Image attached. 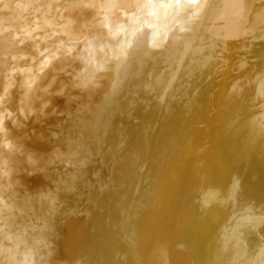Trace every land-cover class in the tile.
<instances>
[{"label": "bare ground", "instance_id": "1", "mask_svg": "<svg viewBox=\"0 0 264 264\" xmlns=\"http://www.w3.org/2000/svg\"><path fill=\"white\" fill-rule=\"evenodd\" d=\"M73 2L0 0V184L6 171L8 181H23L24 154L37 137L48 139L39 88L52 67H63L79 13L63 5ZM135 2L142 7L109 22L108 41L73 53L72 74L99 85L83 95L104 102L112 73L99 69L113 46L141 22L158 30L170 11L158 7L164 0ZM85 119L77 134L86 149L75 167L60 155L63 137L48 157L52 169L80 178L60 194L57 220L65 222L57 230L67 239L55 242L59 256L84 250L91 264H184L187 251L206 243L193 264H264V23L249 17L244 31L211 46H181L172 59L154 51L132 64L98 117ZM15 225L11 240L0 236V261L8 248L18 264H54L42 226Z\"/></svg>", "mask_w": 264, "mask_h": 264}, {"label": "clouds", "instance_id": "2", "mask_svg": "<svg viewBox=\"0 0 264 264\" xmlns=\"http://www.w3.org/2000/svg\"><path fill=\"white\" fill-rule=\"evenodd\" d=\"M66 9H77L79 13L73 22V34L66 42L59 57L63 67H52L51 72L43 77L47 83L39 88L43 93L40 97L39 113L43 118L48 139L37 137L36 148L24 154L22 165L23 181H8V172L4 173V182L0 184V217L3 226L0 236L11 240L16 219L27 223L33 220L41 225V231L46 233L51 249L49 256H56L54 264H91L86 251L79 250L71 255L59 256L55 242L67 239L59 224L65 221L61 216L64 207L60 194L75 190L79 176L75 172L64 173L51 168L48 157L57 151V142L67 146L66 152L60 155L67 161V166L75 167V161L84 153L86 145L77 134L88 125L87 116L98 117L107 106V100L114 98L119 85L127 78L128 69L134 63H141L152 58L154 51L166 59H172L180 52L181 46L199 43L211 46L216 41L230 38L234 29L245 30L249 17L259 23H264V0H164L158 7L170 10L158 30H153L150 24L137 27L135 34L126 40L116 54L109 55L103 61L99 71L101 74L111 72V87L104 102L91 99L85 93L89 87L96 88L95 82L85 84L72 74L73 53L80 45L106 42L112 36L110 21L125 19V14L142 7L135 0H75L63 5ZM109 64L112 66L109 67ZM48 68L47 62L41 66L40 72ZM60 73H63L62 78ZM103 78V75H101ZM32 84L36 80L31 81ZM79 91L80 95H73ZM45 97L47 99H45ZM58 101H63L59 104ZM50 109V112H45ZM55 114V116H53ZM71 122V131L65 134V125ZM30 135H34L31 129ZM36 165V173L29 171L28 165ZM65 212L63 216H70ZM0 264H18L8 248L4 249Z\"/></svg>", "mask_w": 264, "mask_h": 264}, {"label": "rangeland", "instance_id": "3", "mask_svg": "<svg viewBox=\"0 0 264 264\" xmlns=\"http://www.w3.org/2000/svg\"><path fill=\"white\" fill-rule=\"evenodd\" d=\"M175 84H176V80H175L174 82L170 83V86L173 87V85H175ZM170 86H169V87H170ZM218 227H219V226H218L217 224L214 225V226H212V228H211V232L209 233V236L212 237V236H213V235H212V230L214 229L213 231L215 232V231L217 230ZM217 231H218V230H217ZM217 231H216V232H217ZM214 232H213V234H214ZM211 237H209V238H211ZM200 246H203V247H201L202 250L200 249L199 251H201V252H197V254H195L194 252H191V251H187V254H188L189 256L186 255L185 257H186V259H187L186 261L189 262L188 264H190L191 261L193 262V260H197V258H199V256L202 254V252L206 249V247H205V246H206V243H202ZM200 246H199V247H200ZM188 252H189V253H188ZM190 252H191L192 254H194L193 257H192V254H190ZM194 258H195V259H194ZM186 261L184 262V264H187ZM192 262H191V264H193Z\"/></svg>", "mask_w": 264, "mask_h": 264}]
</instances>
